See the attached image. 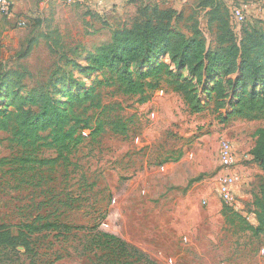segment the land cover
I'll return each mask as SVG.
<instances>
[{
	"label": "rangeland",
	"instance_id": "1",
	"mask_svg": "<svg viewBox=\"0 0 264 264\" xmlns=\"http://www.w3.org/2000/svg\"><path fill=\"white\" fill-rule=\"evenodd\" d=\"M181 1L182 30L190 35L198 21L217 47V23L209 20L208 8H201V0ZM220 1L237 38L248 28H264V0ZM33 2L29 7L27 0H20V10L12 18L0 13V73H7L0 109L17 111L20 98L34 88L49 89L66 111L76 102L75 95L89 89H95L101 103L89 109L93 126L85 129L66 164L28 162L22 167L23 154L38 160L57 156L47 144V133L36 150L23 151L9 132L0 131V158L7 160L0 166V224L53 222L86 228L66 233L43 230L32 237L31 252L22 246L1 248L0 264H98L88 249L92 228L122 237L159 264H264V232L250 228L259 224L253 201L264 176L248 156L264 119L234 117L219 123L214 102L193 113L166 74L150 99L141 102L138 96L100 84L99 72L81 75L60 57L78 45L84 61L88 51L109 40L113 27L130 23L145 1L120 0L125 4L121 8L106 0H96L95 6L66 0ZM242 3L249 4L243 24L233 18L234 8ZM24 19L27 25L20 26ZM47 36L58 41L56 52ZM171 69L176 77L196 84L188 71ZM69 72L76 75L74 80ZM72 108L80 112L83 106L76 102ZM116 118L128 123L127 134L111 129L108 122ZM100 120L106 122L104 129L91 134ZM224 139L235 145L243 168L235 192L238 211L230 209L219 192ZM228 208L226 218L223 211Z\"/></svg>",
	"mask_w": 264,
	"mask_h": 264
},
{
	"label": "trees",
	"instance_id": "2",
	"mask_svg": "<svg viewBox=\"0 0 264 264\" xmlns=\"http://www.w3.org/2000/svg\"><path fill=\"white\" fill-rule=\"evenodd\" d=\"M143 1L146 3L138 8L132 21L113 27L109 40L88 51L84 61L80 59L83 53L78 45L69 49L70 55L57 53L61 58L65 56L66 63L81 75L99 72L100 84L115 87L126 96H138L141 102L150 99L151 92L161 86L166 74L170 76L168 82L172 89L182 95L193 113L203 112L214 102L213 112L219 123L234 117L264 119V28H248L237 38L229 26L224 3L201 0L199 5L202 9L208 8L209 20L217 23V47H213L198 21L193 22L190 35L182 30L179 23L183 11L164 2ZM57 42L48 37L51 51L56 52ZM30 50L31 47L27 53ZM163 57L168 61L162 60ZM172 66L188 71L196 84L176 77ZM6 75V72L0 73V89ZM68 76L71 80L76 78L73 72ZM79 81L84 83L81 78ZM246 87H250V91ZM94 90L75 95L76 102L83 106L80 112L72 108L76 102L70 110H64L61 99L44 88H34L28 96L21 97L15 112L0 109V131L9 132L10 140L23 151L29 147L36 150L43 134L47 133V144L57 152L54 158L39 160L23 154L19 158L22 167L28 162L44 165L71 161L70 154L83 140V132L93 126L89 109L101 103ZM229 96L233 98L227 101ZM105 124L100 120L91 134L103 130ZM108 124L115 133L128 132V123L122 118ZM256 135L250 154L264 176V125L258 128ZM6 162L0 158V166ZM253 205L259 224L250 228L255 233L264 232V184ZM230 209L223 211L226 218ZM84 228L53 222L0 224V249L22 246L31 252L32 237L43 230L66 233ZM91 230L88 249L98 264H159L122 237L99 228Z\"/></svg>",
	"mask_w": 264,
	"mask_h": 264
},
{
	"label": "built area",
	"instance_id": "3",
	"mask_svg": "<svg viewBox=\"0 0 264 264\" xmlns=\"http://www.w3.org/2000/svg\"><path fill=\"white\" fill-rule=\"evenodd\" d=\"M68 3H83L95 6L96 0H66ZM170 4L172 0H155ZM97 10H101L98 8ZM249 4L242 3L233 10V18L238 23H244L248 18ZM0 13L7 17H14V3L12 0H0ZM20 26H26L27 21L20 20ZM219 162L221 167V173L219 177V192L223 200L238 211L240 205L235 197L236 189L242 180V172L239 170V155L233 142L229 139L222 140L219 149Z\"/></svg>",
	"mask_w": 264,
	"mask_h": 264
},
{
	"label": "crops",
	"instance_id": "4",
	"mask_svg": "<svg viewBox=\"0 0 264 264\" xmlns=\"http://www.w3.org/2000/svg\"><path fill=\"white\" fill-rule=\"evenodd\" d=\"M12 1H13V3L15 4V5H14V10H15V13H16V12H18V11L20 10V9H19V8H20V5H19L20 0H12ZM27 1H28V5H29V7L34 5L33 0H27ZM106 2H107V3H110V4H112V5H113V4H118V6H117L118 8H119V7H120V8H121V7H124V5H125L123 2H120V0H106ZM170 4H171V6H173V7H174L175 9H177L178 11H181L180 8H181V5L183 4L181 0H172V2H170ZM100 9H101V7H100ZM11 18H12V17H11ZM110 35H111V34H110ZM248 156H251V154H248ZM239 160H240V156H239ZM239 165H241V167H242V164H239ZM239 165H238V168L240 167ZM241 167H240V168H241ZM240 168H239V170L243 173V168H241V169H240Z\"/></svg>",
	"mask_w": 264,
	"mask_h": 264
}]
</instances>
